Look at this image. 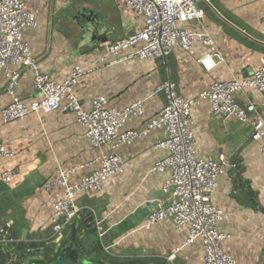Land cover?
Masks as SVG:
<instances>
[{"label":"crops","instance_id":"0c3cea01","mask_svg":"<svg viewBox=\"0 0 264 264\" xmlns=\"http://www.w3.org/2000/svg\"><path fill=\"white\" fill-rule=\"evenodd\" d=\"M24 3L36 26L27 28L23 39L39 71L62 83L74 68L85 69L73 92L84 111L92 109L96 96L106 98L107 107L116 109L145 101L144 116L130 117L124 131H143L164 107V96L155 95L154 90L165 81H173L180 95L191 100L215 83L249 79L264 66V0H211L209 6H201L202 19L179 26L193 33L210 34L214 46L195 40L189 52L175 47L167 62L139 60L133 57L137 47L108 54L110 45L140 32L144 26L143 18L120 0ZM84 10L93 14L90 32L84 30L89 25L87 21L78 18ZM205 56H213L215 67L211 71L199 63ZM11 69L21 71L16 95L27 105L38 101L33 73L20 66ZM236 99L243 106L256 104L255 119L264 120L262 95L245 89ZM12 101L6 79L0 74V145L12 153L10 158L0 159V171H18L17 179L10 184L0 180V239L1 231L12 222L6 232L17 242L0 244V264H7L14 256L18 260L13 264H38L55 256L69 238L59 243L48 241L50 219L63 190L56 187L46 191L45 182L64 168L74 170L69 184L78 183L99 168L92 163L102 152H113L114 143L93 148L85 137V129L77 123L76 114L69 110L67 99L58 112H40L4 123L1 110ZM191 122L196 156L208 161L220 156L226 159L225 174L213 195V203L223 211L219 228L230 236L223 242L224 252L234 264H264L261 141L252 140L251 124L215 116L208 101L193 108ZM163 139V131L152 130L130 146L120 148L116 152L125 159L123 171L106 180L101 192L76 195L81 216L75 225L84 259L101 264H204L200 241L185 244L187 230L177 231L168 220L147 227L156 202H165L169 197L162 191L169 174L152 172L155 163L166 156V152L155 148ZM88 164L92 165L88 168ZM232 165L237 169H232ZM239 173L251 188L252 198L237 196L235 181ZM93 217L102 222L107 233L105 242L112 246L110 254L96 245Z\"/></svg>","mask_w":264,"mask_h":264},{"label":"built area","instance_id":"2783aa9c","mask_svg":"<svg viewBox=\"0 0 264 264\" xmlns=\"http://www.w3.org/2000/svg\"><path fill=\"white\" fill-rule=\"evenodd\" d=\"M120 1L129 6L135 15L143 18L144 26L140 32L110 45L107 49L109 55H117L120 51L137 47L133 57L167 62L175 47L189 52L195 40L207 47L214 46L210 34L193 33L179 26L202 19L204 11L201 6H209L211 0ZM35 26V18L26 12L24 0H0V74L4 75L7 91L13 97L12 103L1 110L3 122L23 120L40 112H58L67 99L69 110L76 114V121L85 129V137L93 148L102 149L109 143H114L113 152H102L92 163L98 164L99 168L84 176L78 183L69 184L74 170L64 168H60L53 179L45 182L43 187L46 191H52L56 187L63 190V197L55 204V213L50 219L51 237L48 241L59 243L69 236L70 228L81 216V209L76 204L77 194L101 192L106 180L123 171L125 159L117 150L130 146L152 130H161L164 139L158 141L155 148L166 152V156L155 163L152 172L169 174L162 190L169 197L165 202H156L147 227L165 220L171 221L177 231L187 230L186 245L200 241L205 252L204 264H234L232 257L223 250V242L230 237L219 228L223 221V211L213 203L219 179L225 174L226 159L220 156L215 161H208L196 156L191 115L194 107L208 101L215 116L224 120L237 118L244 124H251L252 140L261 141L260 151L264 163V120L255 119L256 104L243 106L236 99L237 94L250 89L262 95L261 106L264 107V66L249 79L215 83L191 100H185L180 95L173 81H165L154 90L155 95L164 96V107L146 123L143 131H124L130 117L144 116L145 101L137 100L122 109H116L107 107L106 98L96 96L92 100V109L84 111L73 92L85 69L74 68L71 76L62 83H56L42 74L37 62L30 57L28 44L23 39L25 30ZM199 63L206 71L215 67L213 56H205ZM17 66L33 73V87L40 99L30 105L16 95L21 71L11 68ZM11 156L12 153L0 145V159ZM231 168L237 169V166L232 165ZM17 177V170L0 171V180L5 184H10ZM92 224L97 236L96 245L110 254L112 246L105 242L107 233L102 222L93 217ZM12 225V222L7 224L5 230L1 231L0 244L17 243L6 232ZM173 258L174 256L170 259ZM17 260L18 257L14 256L7 264H13Z\"/></svg>","mask_w":264,"mask_h":264},{"label":"water","instance_id":"95a60500","mask_svg":"<svg viewBox=\"0 0 264 264\" xmlns=\"http://www.w3.org/2000/svg\"><path fill=\"white\" fill-rule=\"evenodd\" d=\"M84 18L89 25L85 26L84 30L87 32L91 31L92 26L94 25V20L92 19V12L83 11L79 14L78 18ZM236 190L238 191V197L252 198L253 194L250 193L251 188L248 186V183L244 182L240 173L238 174V178L235 181ZM91 220L85 221L86 223H90ZM78 237H77V228L76 225H73L70 228L69 238L66 243L60 248L56 259L49 264H99L96 262H92L90 260H86L81 258L78 253Z\"/></svg>","mask_w":264,"mask_h":264},{"label":"trees","instance_id":"16d2710c","mask_svg":"<svg viewBox=\"0 0 264 264\" xmlns=\"http://www.w3.org/2000/svg\"><path fill=\"white\" fill-rule=\"evenodd\" d=\"M80 246L78 245V253L80 254V256H81V258H83L84 259V257L82 256V252H80ZM59 252V251H58ZM58 254V253H57ZM57 254L55 255V256H53L50 260H48V261H45V262H39L38 264H49V263H51V262H53L55 259H56V257H57ZM92 261V260H91ZM92 262H96V261H92ZM96 263H99V262H96ZM99 264H101V263H99Z\"/></svg>","mask_w":264,"mask_h":264},{"label":"rangeland","instance_id":"374dc122","mask_svg":"<svg viewBox=\"0 0 264 264\" xmlns=\"http://www.w3.org/2000/svg\"><path fill=\"white\" fill-rule=\"evenodd\" d=\"M81 251V250H80ZM85 254L84 253H82V256H84ZM85 257V256H84Z\"/></svg>","mask_w":264,"mask_h":264}]
</instances>
